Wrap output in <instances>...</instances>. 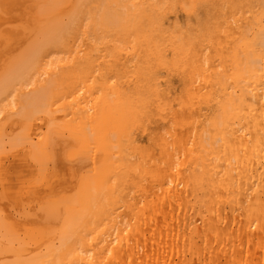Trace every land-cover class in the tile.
<instances>
[{
  "label": "bare ground",
  "instance_id": "bare-ground-1",
  "mask_svg": "<svg viewBox=\"0 0 264 264\" xmlns=\"http://www.w3.org/2000/svg\"><path fill=\"white\" fill-rule=\"evenodd\" d=\"M0 264H264V0H0Z\"/></svg>",
  "mask_w": 264,
  "mask_h": 264
},
{
  "label": "rangeland",
  "instance_id": "rangeland-1",
  "mask_svg": "<svg viewBox=\"0 0 264 264\" xmlns=\"http://www.w3.org/2000/svg\"><path fill=\"white\" fill-rule=\"evenodd\" d=\"M175 15H177V17H178V21H180V22H184L185 21V19L187 18V14H186V11H184V10H182V9H177L176 10V14ZM174 14H172L171 15V19L173 20V17L175 16ZM5 59H7V58H5ZM6 62L8 63V59L6 60Z\"/></svg>",
  "mask_w": 264,
  "mask_h": 264
}]
</instances>
